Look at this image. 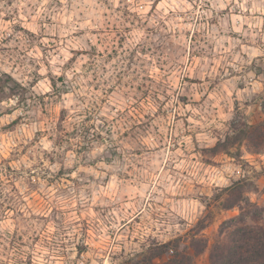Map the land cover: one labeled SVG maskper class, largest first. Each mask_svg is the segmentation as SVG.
Masks as SVG:
<instances>
[{
    "label": "clouds",
    "instance_id": "clouds-1",
    "mask_svg": "<svg viewBox=\"0 0 264 264\" xmlns=\"http://www.w3.org/2000/svg\"><path fill=\"white\" fill-rule=\"evenodd\" d=\"M209 4L210 9L202 11V17L211 16L212 10L228 9L224 14L227 19L238 13L246 17L245 23H249L250 17L253 30L259 23H264V0H204V7ZM44 5L52 10L53 19L57 21L76 17L77 20H91L96 27H100L102 14H106L103 15V23L110 26L109 39L119 54L107 62H103V58L94 59L89 67L96 73L93 87L99 85L105 95L108 87H113L115 91L106 100L107 106L100 104L101 93L83 87L85 76L92 79L88 68L66 63L68 57L60 47L52 51L45 49L44 55H41L31 44L17 43L10 57L12 63L0 67V133L10 134L9 138L16 146L14 158L17 165H23L24 169L20 176H16L20 168L14 165L15 171L6 174L7 169L0 162V189L7 197L6 201L0 198V205H4L0 207V221L6 218L13 221L0 226V264H39L40 257L44 258V264H84L83 259L78 261L74 255L73 237L79 234L70 227L66 229L63 223L56 225L54 234L48 232L47 221L40 220L38 216L33 218L28 205L21 204L23 196L11 191L17 181L21 187H25L24 181L30 176L28 169L37 173L34 181L37 191L42 186L40 176L55 179L60 168L71 169L76 173L73 184L69 186L67 183L69 173L66 171L65 182L53 184V187L57 191L68 188L69 206L75 201L80 209L87 211L95 203V196L100 194L96 189L104 182L105 175H122L129 168L133 169L132 183L138 185L137 194L141 199H146L144 193H152L148 185L154 186L151 173L147 171V166L137 170L135 165L144 164L147 157L138 159L132 155V151L145 154L157 150L166 152V149L159 147L162 135H172L174 131L181 137V142L184 139L181 124L169 128L167 121H161L162 114L146 105L142 92L136 89L139 87L148 91L152 104H157V97L160 103H167L170 91H178L172 88V84L178 77L182 80L187 75L183 66L188 53L185 50L187 42L181 39L182 33L177 31L176 17L182 12L185 26L192 23L196 14L188 11L190 5L181 2L177 10L176 5L168 4L173 10L169 16L164 14L163 0H44L40 6ZM191 7H196L195 0ZM72 26H75V22ZM194 27L199 29L201 26ZM244 34L250 35V30L246 29ZM260 35L264 38V33ZM34 39L38 43V38ZM246 64L247 61L239 67ZM58 69L64 74L63 80L55 90L49 91L48 96L51 101L60 103L62 108L66 106V100L72 105L61 119L56 116L53 102L45 105L48 111L41 115L43 97L41 89L35 86L37 80L44 79L43 73L51 74ZM249 77H252L250 71L242 78L246 87L237 91L234 97H229L222 90L224 104L220 111L224 113L223 116L218 115L216 107L209 110L202 103L196 104L194 99L190 101L208 113V116L201 115L199 127L189 125L194 132L207 137L206 141L198 143L199 151L208 163L220 157V162L216 164L218 172L214 173L217 175L215 183L220 186L198 188L192 196L201 201V208L212 204L214 197L219 196L218 201L230 202V208L240 209V215L224 229L222 236L216 238L215 246L225 256L235 250L229 264H264V164L261 165L262 171L257 172L243 159L244 154L240 151L241 145L250 151L252 140L256 141V147L264 148V119L260 118L264 117V88L256 86L257 80L264 85V75ZM64 92L70 93L71 98H63ZM116 97H126V100L113 106L112 100ZM237 98L240 103L232 111L229 103ZM88 116H91V120L87 119ZM142 116H147V120H142ZM42 120L46 132L34 137L25 135V129L36 133ZM137 121H140V126H137ZM65 133L68 135L65 136ZM150 137L154 138V145L146 143ZM20 149H26V153L22 154ZM24 155L28 157L27 161ZM120 187L123 191L129 185L120 182ZM85 189L92 190L88 199L81 195ZM164 196L161 193L160 199H164ZM44 198L46 207L58 209L60 197H53L45 190ZM113 199L120 203V197L114 195ZM101 203L111 204L112 201ZM9 205L12 212L6 214ZM20 212L24 216L14 215ZM108 217L112 218H106L108 224L117 231L110 233L113 237L111 240L104 237L102 255L97 254L94 264H130L131 261H136V264H218L212 254L208 259L202 257L205 244L203 240L195 239L200 230L197 225L190 226L187 221H178L171 213L164 217L163 222L146 219L135 244L128 239L130 233L119 232L112 212L108 213ZM51 219V216L48 217V220ZM94 231L99 237L101 229L96 227ZM42 233L44 239L38 241L36 238ZM194 239L198 244L193 243ZM44 248L49 249L46 256ZM56 257H62V260Z\"/></svg>",
    "mask_w": 264,
    "mask_h": 264
},
{
    "label": "rangeland",
    "instance_id": "rangeland-1",
    "mask_svg": "<svg viewBox=\"0 0 264 264\" xmlns=\"http://www.w3.org/2000/svg\"><path fill=\"white\" fill-rule=\"evenodd\" d=\"M130 2H134V0H130ZM163 2L166 16L173 14V10L168 7V4L176 5L179 10L178 5L181 2L190 5L188 11H194L196 15L193 22L186 26L182 12L176 17L177 31L182 33L181 39L187 42L185 50L188 53L186 64L183 66L187 75L182 80L178 77L172 84V88L178 91H170L167 103H160L157 97L159 105L157 106V104L151 103V94L148 91L139 87L136 89L138 92H142V99L146 105L152 107L156 113L162 114L161 121H167L169 128L180 123L184 129L183 142H181V137L175 134V131L172 135H162L159 147L166 149V152L157 150L145 154L140 151H132V155L138 159L147 157L144 164L138 163L135 168L143 170L147 166V171L151 173L154 184V186L148 185L152 189L151 195L145 192L146 199H141L137 194L139 189L138 185L132 183L134 180L132 168L122 175L110 177L105 175L104 182L100 183L96 189V192L100 194L95 196V203L87 211L80 209V205L75 201L69 206L68 188H61L57 191L53 187V184L65 182L66 171L69 173L67 183L71 186L76 178V173L71 169L60 168L55 179L53 177L46 179L44 176H40L39 180L42 182V186L39 191L36 190L37 185L34 182L37 173L28 169L30 176L28 180L24 181L25 187H21L17 181L11 188L13 193H20L23 196L21 204L28 205L33 218L38 216L40 220L47 221L48 232L54 234L56 225L63 223L66 229L70 227L74 233L79 234L73 237L74 255L78 261L83 259L84 264H94L97 254L102 255L104 237L107 236L108 240H111L113 237L110 233L117 231L116 228H112L108 224V219H112L108 217L109 212H112L115 217L113 222L119 227V232L130 233L128 239L134 244L139 238V232L144 227L146 219L153 222L159 219L163 222L164 217L171 213L178 221H187L190 226L197 225L198 229L205 226L198 236L207 239L209 246L218 237L221 224L239 214L238 208L225 209L231 206V203H225L224 200L218 201L219 196L214 197L213 203L204 208H201V201L192 196L198 188L202 190L205 186L208 188L220 186L215 183L217 175H214L218 172L216 164L220 162V157H215L213 163H208L199 151L198 143L201 140L206 141L207 137H202L199 132H194V128H189V125L199 127L201 115L208 116V113L190 101L194 99L196 104L202 103L209 110L211 107H216L218 115L223 116L224 113L220 111L224 104L221 99L222 90L226 91L229 97H234L237 91H242L246 87V84L242 82L245 73L249 71L252 73L250 79L264 75V55H262L264 53V38L260 35L264 33V23H259L253 30L250 17H248L249 23H245L246 17L239 16L238 13L233 14L230 20L227 19L224 14L228 12V9L212 10L211 16L202 17L201 12L210 9V4L207 7L203 6L204 0H195L196 7L194 9L191 7L194 0H163ZM217 2H222V0H217ZM42 4H44V0H0V38H2L0 39V49H2L0 50V67L5 63H12L10 57L15 51L17 43L31 44L39 50L41 55H44L45 49L52 51L53 48L60 47L68 57L66 63H74L82 68H88L92 79L85 76L83 87L85 90L91 89L93 92H100V104L107 106L106 100L112 97L115 89L108 87L107 95H105L99 85L93 87L96 73H93L89 67L94 59L103 58V62H107L119 54L118 49L109 39L111 36L110 26L103 23V15L106 14H102L100 27L94 26L91 20H77L76 17H72L71 20L57 21L53 19L52 10L47 5L41 7ZM73 22H75L74 27L72 26ZM194 25L201 27L197 29ZM246 29L250 30V35H242ZM34 38H38V43ZM245 61H247L246 66L239 67ZM13 66L15 67V65ZM237 68L238 70H236ZM43 76L44 79L37 80L35 84L41 89L43 97L40 104L43 109L41 115H45L48 111L45 105L53 102L48 96L49 91L55 90L61 84L64 74L58 69L51 74L45 72ZM53 84L56 87H53ZM256 86L264 88V85L260 84L258 80ZM77 87L79 88L80 85ZM63 98H71V94L63 93ZM122 100H126V97H116L112 100L113 106ZM53 103H55V113L58 119L63 118L68 112V108L72 106L71 103H67V100L66 106L63 108L60 103ZM239 103L238 98L231 100L229 109L235 111ZM257 103L260 104V101ZM182 109H189V111L185 112ZM260 118L264 119V117ZM87 119L91 120V116H88ZM141 119L147 120V116H142ZM137 126H140V121H137ZM24 131L25 135L34 137L46 132L47 128L42 120L36 133L27 129ZM9 135L0 133V162L7 169L6 174L15 171L13 166L17 165V159L14 158L16 146L13 145ZM124 135L127 136V132ZM146 143L154 145V138H148ZM240 151L244 154L243 159L257 172L262 171L264 153H254L252 147L248 151L244 145H241ZM20 152L24 154L26 149H20ZM24 159L27 161L28 157L24 155ZM17 167L20 168V171L16 172V176H20L24 171L23 165H17ZM254 175L260 174L254 173ZM91 179H95V177H91ZM219 179L222 180L223 177H219ZM120 182H127L129 187L122 191ZM45 190L50 192L53 197L61 198L58 201V209L46 207ZM91 191V189H85L81 195L88 199ZM161 193L165 194L164 199H160ZM114 195L120 197V203L113 199ZM0 198L7 200L2 189H0ZM101 201H112V203H101ZM216 201L218 202L216 203ZM0 207H4V205H0ZM77 209L80 210L77 211ZM11 212L12 209L9 205L6 214ZM14 215L24 216V213L20 212ZM203 215L204 217L201 218ZM50 216L52 219L48 220ZM11 223L13 221L6 218L0 221V226ZM96 227L101 229L99 237L94 231ZM36 239L43 240L44 234L42 233ZM37 247L40 245L37 244ZM121 251H126V249H121ZM48 252V248L43 249L45 256ZM202 257L208 259V249L202 254ZM56 259L62 260V257H56ZM135 262L131 261L130 264ZM39 264H44L43 257L39 258Z\"/></svg>",
    "mask_w": 264,
    "mask_h": 264
},
{
    "label": "trees",
    "instance_id": "trees-1",
    "mask_svg": "<svg viewBox=\"0 0 264 264\" xmlns=\"http://www.w3.org/2000/svg\"><path fill=\"white\" fill-rule=\"evenodd\" d=\"M53 87H56V86L53 84ZM65 93H66V92H64V94H65ZM255 145H256V141H255V140H252V141L250 142V147H252L254 153H258V152H260V151H264V148H259V147H256ZM258 154H259V153H258ZM225 191H228V190H225ZM230 207H231V206H228V207L225 208V209H231ZM238 210H239V214H238L237 216L240 215V209L238 208ZM237 216L232 217V218H230V219H228V220H225V221L221 224V227H220V230H219V235H218V237L221 236V235L223 234L224 229H225L227 226H229V225L234 221V219H235ZM204 228H205V226H204V227H200V228H199V229H200L199 232H200L202 229H204ZM199 232L196 233L195 239H197V240H203V243L205 244L204 252L208 249V258H210V257H211V254H212L213 259H214L215 261H217L218 264H229V261L231 260L232 256L235 255V250H234L233 252H231L228 256H225L224 252L215 246V244H216V240H215V241L209 246V243H208L207 239H204L203 237L198 236V235H199ZM195 239L193 240V243H194V244H198V242H197ZM245 243H247V241H245ZM212 249H213V251H212ZM204 252H203V253H204ZM203 253H202V254H203ZM133 264H136V262L133 263Z\"/></svg>",
    "mask_w": 264,
    "mask_h": 264
}]
</instances>
